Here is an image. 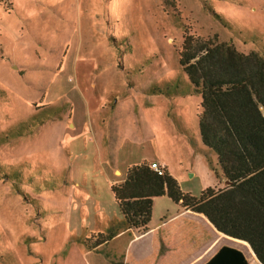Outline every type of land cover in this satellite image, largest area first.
Returning <instances> with one entry per match:
<instances>
[{
  "label": "rangeland",
  "instance_id": "374dc122",
  "mask_svg": "<svg viewBox=\"0 0 264 264\" xmlns=\"http://www.w3.org/2000/svg\"><path fill=\"white\" fill-rule=\"evenodd\" d=\"M186 34L264 52V0H0V264H181L144 262L137 246L164 230L188 234L192 264L228 242L166 195L151 229H126L111 191L152 161L192 197L223 185L178 61Z\"/></svg>",
  "mask_w": 264,
  "mask_h": 264
},
{
  "label": "trees",
  "instance_id": "16d2710c",
  "mask_svg": "<svg viewBox=\"0 0 264 264\" xmlns=\"http://www.w3.org/2000/svg\"><path fill=\"white\" fill-rule=\"evenodd\" d=\"M178 61L201 96V143L215 153L222 178L231 184L207 187L195 198L167 170L158 173L147 162L131 165L125 179L111 185L123 225L148 230L154 198L166 195L203 214L218 232L246 241L264 264V52L186 34ZM205 264L249 263L241 251L222 246Z\"/></svg>",
  "mask_w": 264,
  "mask_h": 264
},
{
  "label": "crops",
  "instance_id": "0c3cea01",
  "mask_svg": "<svg viewBox=\"0 0 264 264\" xmlns=\"http://www.w3.org/2000/svg\"><path fill=\"white\" fill-rule=\"evenodd\" d=\"M154 161H152L153 163ZM157 163V162H155ZM164 165V164H163ZM165 166V165H164ZM193 175V174H192ZM224 181L223 180V185L221 184L220 187H224L226 184H224ZM121 182V181H120ZM218 182L215 181V184H217ZM164 196V195H163ZM161 197V196H160ZM157 198V197H156ZM155 199V198H154ZM178 205V204H177ZM181 209L183 210L184 208L181 207ZM181 210V212H182ZM184 211V210H183ZM178 213V215L181 214ZM200 214V213H198ZM202 215L203 217H205L203 214H200ZM177 216V215H176ZM175 216V217H176ZM175 217H169L165 220H162L156 227L159 228L160 226H164L167 227L168 223L172 220L175 219ZM206 218V217H205ZM206 220L208 221V219L206 218ZM209 222V221H208ZM210 223V222H209ZM211 224V223H210ZM211 226L213 227V225L211 224ZM148 227L149 229H151L150 225L148 224ZM163 228V229H164ZM214 228V227H213ZM148 229V230H149ZM152 229H155V228H152ZM146 230V231H148ZM214 230L216 232H218L215 228ZM146 231L142 232V233H145ZM220 234V239L223 241H225V239H228V242H230L231 244L230 245H227L228 242L225 241V244H220L217 248L216 247H211L209 244H207V242L205 241L204 243L208 246H210V248L208 247V249H205L204 251H202L203 253H201V256H196V258H194V262L192 261V264H205L217 251L220 247L222 246H228V247H232V248H235L239 251H241L243 253V255L245 256L246 260L248 261L249 264H260L259 260L257 259L256 255L254 254L253 250L251 249L250 245L246 242V241H243V240H240V239H236V238H233V237H230V236H227L221 232H218ZM185 233H182V234H179L181 236H175L170 233V232H165V230L162 232V237L160 238L158 236V234L155 236V234L153 235V238L154 240L152 241L153 244H150V246H152V249L149 247V248H144V246H140L138 245L137 247H139V252H142V251H147L148 253L151 251L152 253V257L150 259H147L146 261H144L145 263H148L149 261H152L153 262L155 260H157V257L158 255L159 256H162L163 258L165 259H170L171 257H174V256H179L181 259V264H188V234H186V236L182 237V235H184ZM178 235V234H177ZM174 238H180L182 240H184V243H185V248H187V250L185 252H174V250H172L170 247V242L172 239ZM113 239V238H112ZM220 241V240H219ZM160 243H163L165 244L166 247L160 245ZM203 243V245H204ZM214 245H216V242L214 243ZM148 246V245H147ZM158 247V249H157ZM155 248V249H154ZM216 248V249H215ZM151 249V250H150ZM155 259V260H154Z\"/></svg>",
  "mask_w": 264,
  "mask_h": 264
},
{
  "label": "built area",
  "instance_id": "2783aa9c",
  "mask_svg": "<svg viewBox=\"0 0 264 264\" xmlns=\"http://www.w3.org/2000/svg\"><path fill=\"white\" fill-rule=\"evenodd\" d=\"M150 166H151V168H152L154 171H156V172H158V173H162V168H161L160 166H158L157 163L153 162V163H151Z\"/></svg>",
  "mask_w": 264,
  "mask_h": 264
},
{
  "label": "water",
  "instance_id": "95a60500",
  "mask_svg": "<svg viewBox=\"0 0 264 264\" xmlns=\"http://www.w3.org/2000/svg\"><path fill=\"white\" fill-rule=\"evenodd\" d=\"M225 184H226V185H230L231 182L226 180V181H225Z\"/></svg>",
  "mask_w": 264,
  "mask_h": 264
}]
</instances>
